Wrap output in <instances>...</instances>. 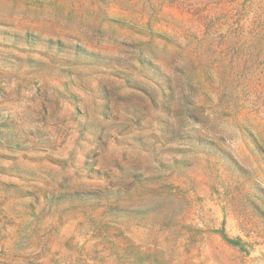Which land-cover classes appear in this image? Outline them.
<instances>
[{
  "label": "rangeland",
  "instance_id": "1",
  "mask_svg": "<svg viewBox=\"0 0 264 264\" xmlns=\"http://www.w3.org/2000/svg\"><path fill=\"white\" fill-rule=\"evenodd\" d=\"M0 264H264V0H0Z\"/></svg>",
  "mask_w": 264,
  "mask_h": 264
}]
</instances>
